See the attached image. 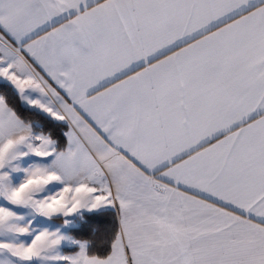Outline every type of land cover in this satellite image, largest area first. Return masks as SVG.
<instances>
[{"label": "snow or ice", "instance_id": "obj_1", "mask_svg": "<svg viewBox=\"0 0 264 264\" xmlns=\"http://www.w3.org/2000/svg\"><path fill=\"white\" fill-rule=\"evenodd\" d=\"M0 264H264V0H0Z\"/></svg>", "mask_w": 264, "mask_h": 264}]
</instances>
